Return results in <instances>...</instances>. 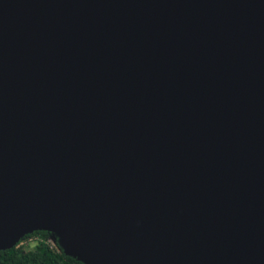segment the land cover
<instances>
[{
	"label": "water",
	"instance_id": "1",
	"mask_svg": "<svg viewBox=\"0 0 264 264\" xmlns=\"http://www.w3.org/2000/svg\"><path fill=\"white\" fill-rule=\"evenodd\" d=\"M264 264V0H0V250Z\"/></svg>",
	"mask_w": 264,
	"mask_h": 264
},
{
	"label": "trees",
	"instance_id": "2",
	"mask_svg": "<svg viewBox=\"0 0 264 264\" xmlns=\"http://www.w3.org/2000/svg\"><path fill=\"white\" fill-rule=\"evenodd\" d=\"M36 238L30 247L24 240ZM50 234L45 231H34L25 235L17 245L7 250H0V264H83L71 256H67L48 239Z\"/></svg>",
	"mask_w": 264,
	"mask_h": 264
},
{
	"label": "rangeland",
	"instance_id": "3",
	"mask_svg": "<svg viewBox=\"0 0 264 264\" xmlns=\"http://www.w3.org/2000/svg\"><path fill=\"white\" fill-rule=\"evenodd\" d=\"M36 240H37L36 238H30V239H27V241L24 240L22 243H27V244H29L30 247H32L35 244ZM50 244L52 245L51 242H50Z\"/></svg>",
	"mask_w": 264,
	"mask_h": 264
}]
</instances>
